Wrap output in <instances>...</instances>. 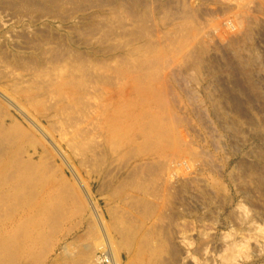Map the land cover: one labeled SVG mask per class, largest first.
Listing matches in <instances>:
<instances>
[{
  "label": "rangeland",
  "instance_id": "374dc122",
  "mask_svg": "<svg viewBox=\"0 0 264 264\" xmlns=\"http://www.w3.org/2000/svg\"><path fill=\"white\" fill-rule=\"evenodd\" d=\"M263 150L264 0H0V264H264Z\"/></svg>",
  "mask_w": 264,
  "mask_h": 264
},
{
  "label": "bare ground",
  "instance_id": "6f19581e",
  "mask_svg": "<svg viewBox=\"0 0 264 264\" xmlns=\"http://www.w3.org/2000/svg\"><path fill=\"white\" fill-rule=\"evenodd\" d=\"M248 30V29H247ZM250 31V30H249ZM251 34V33H250ZM250 34H247L248 35V38H250ZM246 35V34H245ZM245 37H247V36H245ZM253 37V36H252ZM247 38V39H248ZM250 40H251V38H250ZM250 43L251 42H249V46H250ZM248 48V47H247ZM250 48H252V46H250ZM251 50V54L250 55H248L249 57H245V54H243L242 52V49H239V50H235V51H233V54H234V58L236 59V61H238L241 65H244V66H246L247 68H248V70H249V66H251V64H258V63H260L261 61H260V56H258V55H256V54H254V52H253V50L252 49H250ZM206 51H207V49L204 47L203 48V50H202V52H201V55L202 56H204L205 54H206ZM255 55V56H254ZM199 62L200 63H202V64H206L207 62H206V59H205V57L203 58V57H201L200 59H199ZM255 66V65H254ZM253 66V67H254ZM259 67V66H258ZM262 68V67H261ZM251 70H249V72H250ZM246 76V78H247V75H245ZM249 78H250V76H249ZM197 79V77H184L183 78V80H184V82L186 83V82H190V81H195ZM169 83H168V85H167V83H166V81H164L162 84H161V86H160V89H158L159 91H158V97H157V101H158V103L159 104H161L162 106H164V107H167V105L169 104V102H170V99H171V96L173 95V90H170L169 89ZM258 87H256L255 88V90L257 91V92H259V90L257 89ZM233 91H235V88L233 87ZM237 90V89H236ZM192 93V95H191V97H192V99L193 100H195V101H198V96H197V93H193V91L191 92ZM217 106H220L219 104H217ZM223 107V106H222ZM227 111V110H226ZM226 114V112H223V114ZM228 114V113H227ZM238 115H240V114H238ZM174 117V116H173ZM173 117H172V119H173ZM225 117H227L226 115H225ZM224 117V118H225ZM237 118V117H236ZM236 118H234V121H233V123H231L230 121H232V120H228L229 121V123H231L232 125H230L229 124V126H227L228 128L231 126V128H233V130L235 129V126H237V125H240L241 126V124H242V122H241V120H238V119H236ZM227 119H229V118H227ZM256 119V118H255ZM255 122V121H254ZM256 123V122H255ZM259 125H260V127H258V128H261V126L263 127V125L261 124V123H258ZM256 125H257V123H256ZM258 126V125H257ZM239 126H237V128H238ZM227 128V129H228ZM238 129H241V127L240 128H238ZM231 130V129H230ZM233 130L231 131V132H233ZM259 130H261V129H259ZM238 131V130H237ZM241 131V130H240ZM235 132H236V130H235ZM239 133V132H238ZM238 133H236V134H238ZM241 133V132H240ZM235 136H237V135H235ZM238 137V136H237ZM261 148V147H260ZM257 149H259V147L257 148ZM255 153H256V151H255ZM259 158H261V163H260V166H250V170L247 168V170H249V174H248V178H247V183L248 184H256V186H259V187H263L264 186V150L263 151H258V155H257ZM258 158V159H259ZM260 161V160H259ZM258 165V164H257ZM211 166H213V165H211ZM244 167H245V165H244ZM260 167V168H259ZM261 169H263V170H261ZM216 184V186H217V182L215 183ZM202 193H204L203 191H202ZM207 194V193H206ZM205 194V195H206ZM109 247V246H108ZM105 251V250H104ZM103 251V252H104ZM107 253H109L108 255H109V257H111V259L110 260H113L111 263H109V262H106V263H108V264H116V261H115V255L108 249V251H106V252H104V253H102L101 254V256H98L96 259H95V264H105L104 262H103V259H104V255L105 254H107ZM104 254V255H103ZM107 260V259H106ZM109 260V259H108ZM109 260V261H110Z\"/></svg>",
  "mask_w": 264,
  "mask_h": 264
}]
</instances>
